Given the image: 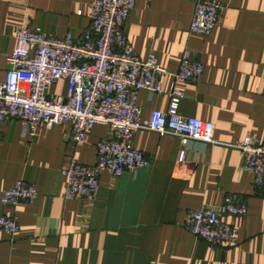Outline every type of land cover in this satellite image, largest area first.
<instances>
[{
    "label": "crops",
    "instance_id": "crops-1",
    "mask_svg": "<svg viewBox=\"0 0 264 264\" xmlns=\"http://www.w3.org/2000/svg\"><path fill=\"white\" fill-rule=\"evenodd\" d=\"M93 1L0 0V82L21 27L81 39ZM220 1L222 24L207 35L190 30L197 0H137L126 33L141 58L153 52L172 73L185 50L205 65L197 82L177 83L183 99L142 90L144 118L175 109L212 121L223 144L183 145L176 136L140 130L134 146L149 158L147 166L119 177L103 172L95 199L67 200L62 170L73 160L93 164L108 126L96 124L75 143L70 124L41 125L31 137L19 121L1 122L0 214L17 216L21 231L14 238L0 231V264H264V191L229 146L249 134L264 140V0ZM174 79L162 77L166 90ZM67 88L60 80L49 94L65 95ZM19 180L35 185L38 197L4 205L3 192ZM231 193L248 206L246 216L225 218L240 229L236 246L213 247L183 228L188 211L221 205Z\"/></svg>",
    "mask_w": 264,
    "mask_h": 264
},
{
    "label": "built area",
    "instance_id": "built-area-1",
    "mask_svg": "<svg viewBox=\"0 0 264 264\" xmlns=\"http://www.w3.org/2000/svg\"><path fill=\"white\" fill-rule=\"evenodd\" d=\"M137 0H95L90 4L91 24L81 39L72 33L60 38L40 29L21 27L16 49L7 57L6 79L0 82V123L19 121L32 137L39 127L70 124L72 140L84 142L96 124H105L108 135L97 143V157L87 165L73 160L62 170L65 199L93 200L100 190V175L119 177L150 163L144 152L134 146L140 130L181 139L183 145L202 142L221 145L215 138V124L175 109L155 110L145 119L138 103L142 90L183 99L178 82H197L204 74V63L189 50L183 53L178 71L165 68L155 53L146 59L134 50L126 26ZM226 4L220 0H197L190 30L207 35L223 21ZM167 75L174 82L166 90L161 81ZM67 80L65 95L50 96L49 90ZM242 157V169L254 175L255 186L264 191V140L249 134L230 144ZM186 157L181 150L179 160ZM39 195L35 185L25 180L3 192L2 203L13 207L33 202ZM246 202L228 194L221 205H205L187 212L183 228L213 247L236 246L240 229L225 218L243 217ZM0 231L11 238L21 231L15 215L0 214Z\"/></svg>",
    "mask_w": 264,
    "mask_h": 264
}]
</instances>
